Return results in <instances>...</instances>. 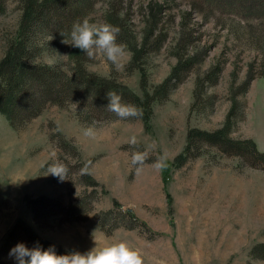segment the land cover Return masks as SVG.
I'll list each match as a JSON object with an SVG mask.
<instances>
[{
    "label": "rangeland",
    "instance_id": "1",
    "mask_svg": "<svg viewBox=\"0 0 264 264\" xmlns=\"http://www.w3.org/2000/svg\"><path fill=\"white\" fill-rule=\"evenodd\" d=\"M215 1L95 0L79 22L123 20L119 69L103 54L90 60L64 37L36 31L41 51L30 60L37 64L69 74L78 69L140 98L153 95L180 64L181 81L153 102L147 122L113 112L98 118L67 103L49 105L15 129L0 111V263L14 264L1 248L25 221L45 244L66 253L126 241L144 264H264L252 254L264 245V161L196 137L177 163L193 131L250 141L264 154V20L243 19ZM27 11L24 0H5L0 66L16 54ZM88 126L99 131L97 139L84 136ZM145 150L137 174L131 156ZM163 153L167 167L158 170L153 162ZM54 159L67 168L63 181L46 175ZM88 161L91 171L84 173ZM43 198L59 205L37 221L31 202ZM77 202L90 214L66 221L60 213Z\"/></svg>",
    "mask_w": 264,
    "mask_h": 264
},
{
    "label": "trees",
    "instance_id": "2",
    "mask_svg": "<svg viewBox=\"0 0 264 264\" xmlns=\"http://www.w3.org/2000/svg\"><path fill=\"white\" fill-rule=\"evenodd\" d=\"M94 3L95 0H24L25 9L28 8V11L22 22L18 49L10 60L0 66V111L7 116L13 128H23L39 117L49 105L63 106L67 103H77L91 110L92 114L98 118L109 116L112 113L106 107L109 102L107 99L109 90L119 94L122 103L138 108L141 111L138 118L147 122L152 115L153 102L159 96L167 98L172 88L181 81L182 64L173 70L153 95L147 93L144 98H140L121 90V87L107 80L86 74L81 70L75 69L69 74L59 69L58 66L37 64L30 60L41 51L37 52L38 47L34 45L33 40V35L37 33V30L53 32L58 37H63L61 33L69 35L73 24L87 16ZM215 4L234 9L246 20H264V0H218ZM4 9L5 0H0V14L4 12ZM87 9L89 11L85 13ZM111 22L112 20L109 19V24ZM119 22L111 24L118 26L121 31L123 20ZM118 36L126 41L122 34L119 33ZM160 45L161 42L157 44L158 49ZM186 67L192 66L189 64ZM196 137L219 145L227 152L232 150L236 154L253 152L259 160L264 161V154L260 153L250 141L234 142L222 132L211 134L193 131L189 133L188 146L185 152L177 158V163H183L186 159V154L190 151L192 141ZM96 185L97 183H93V186ZM31 205L36 220L40 221L44 216L50 215L53 208H58L59 204L56 200L43 198L32 201ZM90 212L91 210L87 211L86 205L77 202L65 214L64 212L60 214H63L68 222H78L85 220ZM102 225L104 226V222ZM19 242H25L29 247L35 246L38 242L44 249L54 246L45 244L25 221H18L11 229L1 248L2 254H8L10 249ZM54 250L57 254H66L58 246H54ZM252 254L264 258V245L255 248Z\"/></svg>",
    "mask_w": 264,
    "mask_h": 264
},
{
    "label": "clouds",
    "instance_id": "3",
    "mask_svg": "<svg viewBox=\"0 0 264 264\" xmlns=\"http://www.w3.org/2000/svg\"><path fill=\"white\" fill-rule=\"evenodd\" d=\"M119 32L118 26L90 23L88 19H84L73 24L70 40L64 33L61 34L64 37L63 43L81 49L90 60L103 54L119 69L122 67V57L125 56V47L117 42ZM107 99L109 102L106 107L119 118L141 115L140 110L135 106L122 103L121 96L115 91L109 90ZM83 134L92 139H97L100 135L94 126L86 127ZM129 143L136 145L137 138L132 136ZM152 147H155V143ZM147 158L148 150L133 152L131 163L136 165L137 174L142 170ZM167 160V153H163L153 162V166L158 170L164 169L167 167ZM91 163V161L85 163L81 171L90 172ZM46 172V175H52L63 181L66 179L67 168L62 162L54 159L47 165ZM8 255L14 264H144L141 254L126 241L114 242L103 247H98L96 244L86 252L73 251L66 254H57L54 246L44 249L38 242L33 247H29L25 242H19L10 249Z\"/></svg>",
    "mask_w": 264,
    "mask_h": 264
}]
</instances>
